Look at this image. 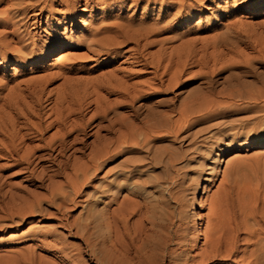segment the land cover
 Returning <instances> with one entry per match:
<instances>
[{
	"label": "rangeland",
	"instance_id": "1",
	"mask_svg": "<svg viewBox=\"0 0 264 264\" xmlns=\"http://www.w3.org/2000/svg\"><path fill=\"white\" fill-rule=\"evenodd\" d=\"M93 1L100 3L81 0L69 13L73 16L60 24L62 19L52 14H60L61 4H41L44 10L40 6L29 12L39 15L22 22L21 31L28 29L39 37L37 49L58 38L77 42L89 32L121 40L116 36L126 30L137 36L131 39L136 41L122 45L125 50L146 38L139 41L134 57L121 58L115 65L105 62L109 61L106 55L95 61L86 56V47L77 44L60 45L44 54L30 53L32 44L16 53L12 49L17 44L8 34L12 29L0 23V121L4 123L0 125L36 126L40 120L35 109L40 105L46 125L56 118L59 106L66 115L73 109L79 112L83 103L88 113L70 115V121L84 120L91 133L78 137L59 158L66 162L60 173L52 162L41 163L35 172L27 170L25 164L16 166L6 152H0V204L4 206L0 209V264H22L21 258L28 260L23 264H59L56 246L62 244H67L65 252L71 253L75 264H138L148 255L150 264H173L168 249L192 264L206 249L207 239L218 240L221 246H238L240 251L238 257L208 264H264V0H177L184 5L175 9L168 4L176 0ZM9 3L0 2V14H13ZM143 57L148 61L160 57L164 67L171 62L165 79L183 68L187 73L170 93L146 101L139 122L119 131L113 123L115 113L126 119L130 113L119 109L105 118L95 114V106L123 99L117 94L108 96L101 86L118 65L132 73L129 83L152 82L153 65L144 66ZM72 65L76 70L62 73ZM209 71L217 80L214 88L220 91L211 97L215 103L173 127L177 110L197 88L208 86L206 80L191 78ZM237 84L243 95L228 98L227 92ZM160 112L170 114L167 124H158ZM28 113H32L29 120ZM57 129L45 132L48 141H56ZM24 134L25 130L20 133ZM75 136L79 131L71 138ZM7 140L4 147L10 145ZM19 141L15 142L18 147ZM30 145L41 147L43 142ZM42 166L47 167L45 174L54 175L44 186L35 177ZM86 169L91 174L80 185L76 203L64 202V196H73L69 182ZM198 185L195 213L202 218L195 220L190 202ZM34 202V212L6 214L14 204ZM68 221H76L87 231L70 236ZM149 241L160 242L162 250L152 252Z\"/></svg>",
	"mask_w": 264,
	"mask_h": 264
},
{
	"label": "bare ground",
	"instance_id": "2",
	"mask_svg": "<svg viewBox=\"0 0 264 264\" xmlns=\"http://www.w3.org/2000/svg\"><path fill=\"white\" fill-rule=\"evenodd\" d=\"M14 1H16V2H12L11 0H0V2H4V3L10 2L9 4H10V6H13L12 10L14 11L13 14H9V13L6 14L5 13L6 11L3 12V14H0V23L2 25H4L5 27L12 29V30L8 31V34L13 36L15 43L17 44V47L12 49L15 52L16 51L20 52V50L22 48L28 47L29 45H32V44L34 46L37 44V41L39 40V37H37L36 35H31V32L28 29H23L21 31L20 26L22 27L24 25V24H22V22L25 23L26 21H29V20H31V19H33L39 15V14H35V13L28 14L29 12L36 11L38 9V7L41 6V4L48 6V4H53L54 2H59V4H61V10L59 12L60 14H58V13L52 14V16L61 18L62 20H58V22H57L58 24H60V23H63L68 18V16H73V14H69V13H72L74 11V9L77 7V5L81 2V0H40V1H34V3H28L29 1H26V0H14ZM102 1L103 0H101V3H102ZM180 1H183V0H180ZM92 2H94L95 4L100 3V2H95L93 0H86L87 4L92 3ZM168 5L171 9H175L176 7H180L181 5H184V4H181L180 2H178L176 0V1H171V3ZM40 10L43 11L44 7L41 6ZM52 19H54V18H52ZM17 26H18V29H16ZM24 31H25V33H23ZM124 31H126V30H124ZM124 31L122 30L121 32H119L120 34L118 33V35L116 36V37L121 38V40L116 39L114 35H112L114 38L111 37V39H109L108 36H107L108 38H103V37L98 38L97 34H95L93 32H89L87 34V36H85L83 39H79V37H78L77 42H75V40H72L71 38H67V37L58 38V39L53 40L51 45H48L47 47L38 46V48L35 49V46H34L33 49L30 51V53L33 51L35 54L36 53L44 54V52H46L47 50H50V49L57 47V46H60V45L65 46V44H68L69 46H73V45L77 44L76 46H84L87 48V54H86L87 57H93L92 59H94L95 61H98L102 56L106 55L107 58H105V60H109V61H105V62L106 63L109 62L110 64L115 65L119 62L118 60L121 58H124L126 56L128 58L134 57L135 53H133V52L137 53L139 50L138 49V46L140 43L139 41H142L144 39L143 37H142L143 39H140V38H139V40L137 39L138 42L136 43L137 45L134 44L135 45L134 48L125 50V49H123L122 45L124 43L129 44V43L133 42L134 40L136 41V39H134V40H131V39H133L137 35H135V36H133L131 34L128 35L129 33L127 34ZM125 44H124V46H125ZM146 44H148V43H145L144 46H146ZM7 45L11 46V43L7 44ZM142 46H143V44H142ZM20 57H23V56H20ZM62 58H63V56H62ZM142 60H144V66H146V67L149 64L153 65V69H154L153 73L155 74V77L153 78V81L151 80L152 82L149 81V83H147V84L139 83L141 81H139L138 83H137V81L135 83H129V80L131 78L132 73H130V71H127V70H122L120 65H118L116 67L114 66L109 71V73H107L109 76L108 80L105 83V85L101 86L102 89L105 90V92L108 96L113 95V94H117L119 96H123V99L121 101H112V102L110 101V103H106L101 108L98 106H95V114H98L100 117L105 118L109 113H111V112L115 113L119 109H124L130 113V115H129V116H131L130 119H126L127 117L126 118L118 117L119 115L117 113H115L117 117L115 118L113 123H116L119 126V127L117 126L119 131L120 130L122 131L123 129H128V128L134 126L135 122H137V121L139 122V117L142 114L141 111L145 107H147L146 101L149 100V98H151L153 96L170 93L175 87L179 86L180 83H182L181 77L183 74L185 75L187 73V69L183 68L181 70H177L173 75H171L169 78L165 79V75L169 74V71L172 68L171 62L169 63V65L164 67L165 65L164 66L162 65V60L160 59V57H159V60H157V61H148L144 57ZM162 66L165 69L163 70L162 73H158L159 69H162ZM74 70H76V66L72 65L71 67L65 68L62 73H67V72L74 71ZM212 74H213V72H212ZM191 79H194L195 81L198 79H203V82H204V80H206L208 86L207 87L201 86L200 88H197L195 90L194 94H192L189 97L187 102L182 107H180L179 110H177L178 112L176 111L179 114V117L177 119L171 121V123L173 124V127H176L180 123L187 121L188 117L193 112L198 111V110H203V109L205 110V109L209 108V106H212L215 103V100L212 99L211 97H213L217 94H220V91H217L214 88V85L216 84L217 80L214 79V77L211 75L210 71L203 73V74L199 75L198 77H196V76L192 77ZM240 86H241L240 84L239 85L237 84L236 87L233 86L232 89H229V91L227 92V97L231 98V99H234L236 97H241L243 95V92L240 89ZM36 90L37 89L34 88L33 94L36 93ZM100 91H98V92H100ZM96 94H97V92H96ZM98 94L100 95V93H98ZM200 95L202 96L201 98L199 97ZM102 97H104V96H102ZM57 100H58V98L55 99V101H57ZM84 106H83V103H80V109H79L80 111L79 112H75V110L73 109V111L72 110L69 111L70 113L66 114V115L62 114V112H63V109H61L62 106H59V108H60L59 112L60 113L58 112L56 118L53 121L44 125V124H42L43 121L41 120V115H40L41 113L39 111V110L44 109V108L41 107V105H40V107L35 109L38 112L39 120H40V123H37L36 126L27 125V126H23L21 128H16L15 127L16 125L13 124L14 122L12 124L10 123V125H9L10 128L7 127V125H6L7 128L0 125V137H1V135H2V137L4 136V139L0 138V145H1L0 146V152H6L7 155L11 159H13L14 165H16V166H19L21 164H25L26 165L25 169H27V170H31V171L35 172L36 167H38L41 163L52 162V164H55L54 166L58 167L56 172L60 173L62 163H63V165H65L66 162H64L62 160L60 161L59 158L65 156L68 147L73 146L76 143V141L79 139L78 137H80V136L85 137L87 134L90 133V131L87 130L85 123L83 122L84 120L75 121L73 119L72 121H70V115H76V114L78 115L79 114V115H82V117H84L88 113V107L85 106L86 108H84ZM92 106H94V105L90 104V107H92ZM171 111L174 112L175 109H172ZM128 114H126V115H128ZM31 116H32V113H28L29 118H26V119L29 120L31 118ZM157 116H160V120H159L160 123H158V124L164 125V124H167V122L169 120H171L170 114L168 112L157 113ZM68 121H70V124L68 123ZM145 121H147V120H145ZM1 122L2 121H0V123ZM156 125H157V122L150 126V129H151L150 132H153L155 130ZM55 126H58L57 132L55 133V135H57V139L54 142H50L45 137V132L47 133L49 128L55 127ZM98 126H100V125L98 124ZM24 130H25V134L20 135V133ZM76 131L77 132L79 131V136H75V137L71 138L73 132H76ZM108 132L111 134L114 133L113 129H109ZM7 135H10L9 141L7 140ZM107 136L108 135H106V137H104V139L108 140ZM53 137L54 136H51L49 139L52 140V139H54ZM121 137L122 136H120L119 138H121ZM19 138H20L19 144L21 145L20 147H18L19 145L15 144L16 140H18ZM69 138H71V140ZM123 138L125 139V141L127 140L126 137L123 136ZM6 140L8 142H10L9 146H5L6 148H8V150H6L4 145H3L4 141H6ZM36 140L43 142V145H41V147L37 146V145L31 146L30 143H32L33 141H36ZM11 143H13V144L11 145ZM57 149H59V151L56 155H54V153ZM103 151H105V150H103ZM42 152H45V153L42 154ZM39 153H41V154H39ZM57 160H59V161L57 162ZM46 168L47 167L42 166L41 170L38 171L39 174H37L35 176V177L39 178V182L41 183L40 184L41 186H44L45 182L48 179L50 180V179H52V177H54V175L48 176L47 174L44 173ZM96 168H97V165H94L95 170H96ZM98 168H99V166H98ZM90 174H89V171L87 169L82 170V176L77 174L75 179L71 180L69 182V184L71 185V188H72L71 192L73 193V196L69 195V198H67V196H64L62 194L64 196V202L68 201V202H71L72 204L76 203L77 196L81 195L80 185H82L83 183H86V180L88 179V176ZM199 191H200V185H198L196 193L193 195L191 202H190V205H191V212L190 213L193 214L195 220H198V219L200 220L202 218L197 213H195V209H196V205H197V199H198L197 196L199 194ZM55 194L53 193L52 195H55ZM26 198H28V197L26 196ZM52 200H54V198ZM31 201H33V200H31ZM25 203L23 205L14 204L9 209V211L6 213L7 216L13 217V215H15V214L17 215L18 213H21L22 210H24V213L34 212V210H35L34 205L37 203L36 202H34V204L30 203V205H29V203L28 204H25ZM29 206H31V207H29ZM3 208H4V206L0 204V209H3ZM22 217H24V216H22ZM74 222H76V221H73V223H72V221L71 222L68 221V223H66L67 228H68L67 230L69 231L70 236H76L79 234H83L84 232L87 231L84 229V227H82L81 225H76ZM83 225L85 227H88L87 223H85ZM1 229H2V225L0 224V230ZM72 231H74V233ZM44 243H43L44 247L47 246V245H45L47 242L45 244ZM148 244H149L152 252L153 251H156V252L161 251L163 248V246L160 242L156 243V242L149 241V242H147V245ZM49 245H51V244H49ZM255 245H256V243H255ZM52 246L55 247L56 245H52ZM39 247H42V246H39ZM56 248H57L56 253H58L59 254L58 256L60 257L59 258L60 261H58L59 264H75L74 263L75 259H73L72 256H70L71 253L69 254V253L65 252V250H67V248H68L67 244H62V246H56ZM252 252H253V250H252ZM239 254H240V251L238 250V246H235V247L234 246L228 247L226 245L221 246V245H219L218 240L210 241L209 239H207L206 249H204L203 252L200 254V258L198 260H195V262L192 264H208L211 261L213 262L214 259H222V258L227 259V258H230L232 256L238 257ZM167 255L173 264H189V263H187L181 259L182 256H181V258H179L178 256H174V252L172 249L167 250ZM248 257H249V255H248ZM30 259H29V262L31 263L32 261H30ZM20 260L25 262V260H27V258L25 260H24V258H21ZM254 260H255V258H254ZM24 262H22V264ZM150 262H151V256L148 255V256L144 257V259L142 261H138V264H150ZM19 263H20V261H19ZM37 263H39V260ZM55 263H53V264H55ZM12 264H15V263H12ZM16 264H18V263H16ZM39 264H41V263H39ZM115 264H117V262H115Z\"/></svg>",
	"mask_w": 264,
	"mask_h": 264
}]
</instances>
